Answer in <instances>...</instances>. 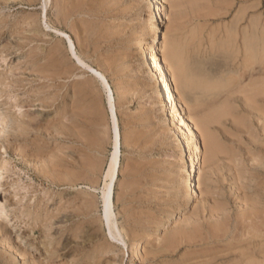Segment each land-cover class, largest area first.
<instances>
[{
	"label": "rangeland",
	"instance_id": "rangeland-1",
	"mask_svg": "<svg viewBox=\"0 0 264 264\" xmlns=\"http://www.w3.org/2000/svg\"><path fill=\"white\" fill-rule=\"evenodd\" d=\"M163 1L158 4L167 36L148 61H159L168 41L187 51L191 70L208 83L234 76L235 91L264 78V0ZM149 9L146 0H0V264H95L97 258L99 264H237L241 243L264 236V98L251 105L236 93L219 123L204 132L189 125L198 192L189 200V153L172 114L158 107L160 90L142 56L157 24ZM65 35L111 90L120 136L112 210L124 244L109 237L100 199L114 150L107 91L71 54ZM246 43L260 52L242 77ZM168 78L182 98L176 96L179 109L193 117L189 109L201 96ZM167 210L174 213L156 232L154 224ZM148 223L152 228L144 237ZM227 226L235 229L228 242L220 238ZM130 234L140 240L132 259ZM48 248L56 254L49 257Z\"/></svg>",
	"mask_w": 264,
	"mask_h": 264
},
{
	"label": "bare ground",
	"instance_id": "bare-ground-1",
	"mask_svg": "<svg viewBox=\"0 0 264 264\" xmlns=\"http://www.w3.org/2000/svg\"><path fill=\"white\" fill-rule=\"evenodd\" d=\"M49 1V0H48ZM58 1V0H57ZM159 1V0H158ZM158 1L156 0H146V2H148L149 4V8L151 9V11L153 12L152 15H154L155 19L157 20V24L155 26V30H154V34L152 33L153 37H152V40L151 42L146 46V48H144L143 50V58H144V63L147 62V64H149L150 66V73L153 74V76H155L156 78V86L159 88V92L158 94L160 95V99H159V104L160 106L158 107H161L162 108V111L164 113H169V114H172L170 119L171 121L174 123V127L176 126V132L178 131L179 132V135L181 137L178 136V138H181L184 139L185 141V146L184 148L187 149L188 153L187 154V161H190V172L188 171L187 173V179L185 180V187L188 189L189 191V197L188 199L191 200V199H194L197 195V190H196V186L193 184V182H196L194 181L195 179V167L193 166L194 163H193V156L196 155L195 154V149H192L193 147L190 146V139H187V135L188 133L190 134L192 140H194V137H193V131L191 129H189V125L191 123L194 124L195 128L199 129L201 132H204L207 130V128L209 127V125L211 124H216V123H219L222 118L228 114L229 112V105H228V101L231 99V97L236 94V93H239V94H242L244 96V98L247 100L248 103H250L251 105L256 103V101H258L259 99L261 98H264V78L263 79H256V80H251V81H248L249 83L248 84H244V85H240L241 87H239L237 90L235 91H232L231 90V86L233 85H239L238 83V80L233 76V78H229L226 82H223V81H217V82H214V83H208L206 82L205 79L201 78V76L197 73H194V71L191 70V67H190V62H189V59H188V55H187V51L183 50V48H179L176 43L174 42H168V41H163L162 44L163 46L161 47V56H162V64L164 65V69L161 68V65H159V61L156 62V60L158 58H153L152 56H150V60L148 61V55H151L152 52H154L155 48L158 47L159 45V40L160 38L161 39H164L165 36V31L162 32V28L164 27V20H163V15H164V11H163V8L158 4ZM174 1V0H173ZM187 3L189 4H194L195 2L197 1H200V0H186ZM202 1V0H201ZM204 1V0H203ZM137 2V1H136ZM145 2V1H144ZM165 2V0L163 1V3ZM62 3V1H61ZM200 3V2H199ZM75 4V3H74ZM145 4V3H144ZM67 5V4H66ZM146 5V4H145ZM196 5V4H195ZM65 6V5H64ZM139 6V5H138ZM69 7V6H68ZM147 7V6H146ZM202 7V6H201ZM190 8V7H189ZM46 8L44 7V10ZM148 9V7H147ZM149 9V11H150ZM195 9V8H194ZM165 10V9H164ZM63 11V10H62ZM73 11V10H72ZM215 11V10H214ZM218 11V10H217ZM200 14V13H199ZM213 15V14H212ZM199 16V15H198ZM210 16V15H209ZM154 19V18H152ZM244 19V18H243ZM166 21V20H165ZM241 22V21H240ZM262 23V22H261ZM82 24V23H81ZM84 25V24H83ZM263 25V24H262ZM261 26V25H260ZM153 27V26H152ZM239 28V26H238ZM164 30V28H163ZM237 30V29H236ZM55 31V30H54ZM88 31V30H87ZM257 31V30H256ZM58 32V31H57ZM92 32V31H91ZM153 32V31H152ZM174 32V31H173ZM196 32V31H195ZM238 33V31H236ZM192 33V32H191ZM244 33V32H243ZM247 33V30L244 34ZM63 34V33H61ZM196 34V33H195ZM194 34V35H195ZM243 34V36H244ZM151 35V36H152ZM257 35V34H256ZM264 35V34H263ZM67 37V35H65ZM228 36V35H226ZM230 36V35H229ZM239 36V35H238ZM242 36V35H241ZM240 36V37H241ZM194 37V36H193ZM261 37V36H260ZM259 37V38H260ZM168 38V37H167ZM172 38V37H171ZM179 38V37H177ZM197 38V37H196ZM225 38V37H224ZM68 39V42H69V45H70V52L71 54L76 58V60L79 62V64H81L83 67H85L86 69L92 71L95 79H97L101 85L103 86V89L105 91H107V103H108V107H109V110H110V113H111V123H112V127H113V136H114V140H113V147H114V150L111 154V158H110V162H109V165L107 166L108 169L105 173V176L104 178L107 179L106 183L104 184V187L101 189L100 191V194H101V202H102V207H103V220L105 221L106 223V226H107V231L109 232L108 234L110 235L109 237H111V239L113 241H116V242H119L121 244H124V241L123 240V236L121 234V231L118 230L117 228V225L115 224V222L113 221V218H114V214H113V206H112V196H113V186H114V183L116 181V177H117V174H118V171H119V160H118V144L120 142V136H119V131H118V126H117V120H116V117H115V108H114V101L112 99V94H111V90H110V87L107 83V80L105 79V77L100 73L98 72V70H94L92 69V67H90L89 65H87L86 63L82 62L76 55L75 53V50L73 49V45L69 39V37H67ZM170 39V38H169ZM191 39H195V38H190V41ZM227 39V38H226ZM238 39V37H237ZM140 40V39H139ZM167 40V39H166ZM173 40V39H172ZM231 40V39H229ZM239 40V39H238ZM141 41V40H140ZM178 41V39H177ZM188 41V40H187ZM221 41V40H220ZM226 41V40H225ZM232 41V40H231ZM137 42V41H136ZM209 42V41H208ZM161 43V42H160ZM179 43V42H178ZM177 43V44H178ZM181 43V42H180ZM193 43V42H192ZM186 44V42H185ZM236 44H239V43H236ZM141 45V44H140ZM158 45V46H157ZM242 45V44H241ZM259 45V44H258ZM191 46V45H190ZM209 46V45H208ZM239 46V45H238ZM237 46V47H238ZM144 47V46H143ZM241 47V46H240ZM239 47V49H240ZM263 47V46H262ZM61 48V47H60ZM243 48V47H242ZM158 49V48H157ZM186 49V48H185ZM192 49V48H191ZM200 49V48H199ZM264 49V48H263ZM159 50V49H158ZM213 50V49H212ZM216 51V50H215ZM235 51V50H234ZM238 51V50H237ZM236 51V52H237ZM55 52V51H54ZM189 52V50H188ZM200 52V51H199ZM235 52V53H236ZM260 52V51H258ZM258 52L257 50L254 48V46H252V44H245V48L242 52V55L244 56V61H243V66L241 65V69L238 68L239 72L242 71V77L245 75V73L247 72V70L257 61L255 60V57L258 55ZM203 53V52H202ZM205 53V52H204ZM239 53H241V51H239ZM195 54V53H194ZM153 55V54H152ZM235 55V54H234ZM233 55V56H234ZM154 56V55H153ZM208 56V55H207ZM241 56V55H240ZM239 56V58H240ZM52 57V56H51ZM191 57V56H190ZM209 57V56H208ZM67 58V57H66ZM238 58V59H239ZM243 58V57H242ZM53 59V58H52ZM61 59V58H60ZM156 59V60H155ZM237 60V59H236ZM260 60V59H259ZM235 61V60H234ZM233 61V62H234ZM238 61V60H237ZM232 62V63H233ZM231 63V62H230ZM236 64V63H235ZM241 64V63H240ZM234 65V64H232ZM239 65V64H238ZM264 66V65H263ZM163 67V66H162ZM226 68V67H224ZM264 68V67H263ZM149 69V68H148ZM197 69V68H196ZM231 69V68H230ZM254 69V68H253ZM233 70V69H232ZM264 71V70H263ZM262 71V72H263ZM60 73V72H59ZM151 75V74H150ZM168 75L170 77H173L174 80H175V83L177 84L176 87H178L179 89L183 90V91H188V92H193L195 95H200L201 98H198L196 99V103L195 104H192L191 108L189 109V114L190 112L192 113L193 112V117H188V116H185V114H183V112L181 111V109H179L177 102H176V96H179L177 95V91H175L173 88H171V82L168 78ZM172 75V76H171ZM263 75H264V72H263ZM67 76V75H66ZM153 76L151 77V79L153 78ZM231 76V77H232ZM241 77V76H240ZM260 77V76H259ZM258 77V78H259ZM66 78V77H65ZM255 78V77H254ZM154 80V79H153ZM85 81V80H84ZM155 81V80H154ZM153 81V82H154ZM85 84V83H84ZM174 84V83H173ZM174 84V85H176ZM80 84H78L79 86ZM77 86V85H76ZM82 87V85H81ZM78 88V87H77ZM84 88V87H83ZM88 89V87H87ZM86 89V90H87ZM234 89V88H233ZM79 90V89H78ZM157 90V89H156ZM180 90V91H181ZM80 91V90H79ZM82 91V89H81ZM84 91V89H83ZM155 92V91H154ZM77 93V92H76ZM156 93V92H155ZM157 94V93H156ZM155 95V94H154ZM162 95V96H161ZM183 95V94H182ZM158 96V95H156ZM183 97V96H182ZM195 97V96H194ZM197 97V96H196ZM80 98V97H79ZM156 98V97H155ZM166 98V100H165ZM178 98H181L180 96ZM157 99V98H156ZM182 99V98H181ZM180 99V100H181ZM179 102V101H178ZM80 103V102H79ZM167 103H170V105L167 107ZM185 103V102H184ZM232 103V102H231ZM230 103V105H231ZM84 104V103H83ZM99 104V103H98ZM235 104V103H234ZM260 104V103H259ZM262 104V103H261ZM183 105V104H182ZM181 105V106H182ZM186 105H187V102H186ZM237 105V104H235ZM75 106V105H74ZM182 108V107H181ZM184 108V107H183ZM261 109V108H260ZM258 108V110H260ZM78 111V110H77ZM65 112V111H64ZM173 112V113H172ZM185 112V111H184ZM2 112H0V115ZM192 115V114H191ZM256 115V114H255ZM260 116V115H259ZM1 117V116H0ZM83 117V116H82ZM262 117V116H261ZM244 118V117H243ZM169 119V118H168ZM170 121V120H169ZM170 121V122H171ZM64 122V121H63ZM87 122V121H86ZM70 126V125H69ZM193 126V125H192ZM172 128V127H171ZM170 128V129H171ZM175 129V128H174ZM194 129V128H193ZM72 130V129H71ZM173 130V128H172ZM80 133V132H79ZM199 133V132H197ZM97 136V135H96ZM189 136V135H188ZM189 136V137H190ZM196 136V134H195ZM196 138V137H195ZM200 138V137H199ZM178 140V139H177ZM180 140V139H179ZM180 140V141H181ZM196 141V140H195ZM82 143V142H81ZM85 143V142H84ZM180 144V143H179ZM183 143H181V146H182ZM192 145V144H191ZM89 146V145H88ZM192 147V148H191ZM196 147V145H195ZM197 148V147H196ZM207 148V147H206ZM183 150V149H182ZM198 150V149H197ZM208 151V150H207ZM183 154V153H181ZM184 157V156H182ZM186 157V156H185ZM79 160V159H78ZM81 160V159H80ZM185 160V159H184ZM89 161V160H88ZM186 161V162H187ZM9 161H6L5 160H2V165L5 167L3 168L4 170L6 169V172L8 170H11V166L10 164L8 163ZM78 163V162H77ZM84 163V162H83ZM189 163V162H188ZM72 164V163H71ZM92 164V163H91ZM186 164V163H185ZM1 165V164H0ZM185 166V165H184ZM2 167V166H1ZM43 168V167H42ZM56 168V167H55ZM3 170V171H4ZM42 170V169H41ZM5 172V171H4ZM9 172V171H8ZM2 176V175H0ZM74 178V177H73ZM89 178V177H88ZM45 179V178H44ZM72 179V178H71ZM76 180V179H75ZM79 180V179H78ZM89 180V179H88ZM51 181V180H50ZM52 183V182H51ZM69 183H72L73 182H69ZM86 183V182H85ZM133 183V182H132ZM197 183V182H196ZM93 184V183H92ZM135 184V183H134ZM95 185V184H94ZM161 185V184H160ZM92 187V186H91ZM93 188V187H92ZM199 188V187H198ZM175 192V191H174ZM6 195V194H5ZM4 196V201H7V197ZM173 195V194H172ZM263 195V193H262ZM252 197V196H251ZM259 197V196H258ZM128 199V198H127ZM10 202V200H8ZM258 202V201H257ZM86 203V202H85ZM84 203V204H85ZM238 203V202H237ZM253 203V202H252ZM256 203V202H255ZM87 204V203H86ZM257 204V203H256ZM260 204V203H259ZM88 205V204H87ZM255 205V204H254ZM247 206V205H246ZM253 206V205H251ZM175 207V206H174ZM248 207V206H247ZM9 209V208H8ZM258 209V208H257ZM13 210V209H12ZM173 210V209H172ZM172 210H167L169 212H165L166 214L164 218H160L159 221H155L153 223L156 222V228H155V231L158 232L160 230V228H165L166 225H168L169 223V219L171 218L172 214L174 212H172ZM175 210V209H174ZM173 210V211H174ZM179 210V209H178ZM262 210V209H261ZM11 211V209H10ZM31 212V210H29ZM248 214V213H247ZM262 214V213H261ZM10 215H11V212H10ZM13 215V214H12ZM15 215V214H14ZM13 215V216H14ZM30 215V214H29ZM258 215V214H257ZM256 216V215H254ZM264 216V214L262 215V217ZM30 217V216H29ZM37 217V216H36ZM35 217V218H36ZM251 217V216H250ZM260 217V215H259ZM230 218V217H229ZM237 218V217H236ZM94 219V218H93ZM253 219V218H252ZM157 220V219H156ZM242 220V219H241ZM248 220V219H247ZM257 220V219H256ZM116 221V220H115ZM149 221V220H148ZM151 221V220H150ZM149 221V222H150ZM153 221V220H152ZM151 221V223H152ZM232 221V220H231ZM245 221V220H244ZM251 221V220H250ZM147 222V221H146ZM229 222V221H228ZM252 222V221H251ZM256 222V221H255ZM261 222V221H259ZM49 223V222H48ZM230 223V222H229ZM233 224V222H231ZM230 223V224H231ZM236 223V222H235ZM244 223V222H243ZM247 223V222H246ZM223 224V223H222ZM231 224V225H232ZM250 224V223H249ZM49 225V224H48ZM146 225V223L144 224ZM152 225V224H151ZM151 225H148L145 227L144 229V237L147 235L148 236V233L150 232L151 230ZM217 225V224H215ZM239 225V224H238ZM253 225V224H251ZM51 226V225H49ZM55 225H53L52 227L54 228ZM223 226V225H222ZM248 226V225H247ZM264 226V225H263ZM48 227V226H46ZM46 227H44L46 229ZM75 227V226H74ZM144 227V226H143ZM213 227V226H212ZM234 227H235V224H234ZM51 228V227H50ZM60 228V227H58ZM214 228V227H213ZM228 228V226L226 227ZM237 228V227H236ZM234 229V228H233ZM231 229V227L228 228V230L220 237L221 239H232L234 237V231L235 229L233 230ZM242 229V228H241ZM257 229V228H256ZM41 230H44V229H41ZM48 230V229H47ZM140 230H141V227H140ZM143 230V229H142ZM154 230V229H153ZM255 230V229H254ZM258 230V229H257ZM263 230V229H262ZM209 231V229H208ZM211 231V230H210ZM237 231V230H236ZM251 231V230H250ZM42 232H46V231H42ZM143 232V231H142ZM142 232L140 234H142ZM161 232V231H160ZM219 232V231H218ZM261 232V231H260ZM264 232V231H263ZM47 233V232H46ZM137 233V231H136ZM236 233V232H235ZM239 233V232H238ZM251 233V232H250ZM133 234H134V231H133ZM131 236V239L128 241V239L126 241H128L129 243V249H130V253L131 254V259L132 258H137L138 257V252H137V249H136V244L137 242H139L140 240L138 239V237L136 235H133ZM139 234V235H140ZM142 234V235H143ZM152 235H154L153 233H150ZM214 233H212L213 235ZM241 234V233H240ZM247 234V232H246ZM254 234V233H253ZM256 234V233H255ZM260 234V233H259ZM264 234V233H263ZM51 235V234H50ZM138 235V236H139ZM206 235L208 236V232H206ZM236 235V234H235ZM23 236V235H21ZM26 236V235H25ZM39 236V235H37ZM52 236V235H51ZM51 236H48L47 237H51ZM129 236V237H130ZM146 236V237H147ZM150 236V235H149ZM202 236V235H201ZM220 236V235H219ZM238 236V235H237ZM247 236V235H246ZM249 236V235H248ZM247 236V237H248ZM251 236V237H250ZM248 237V239H245L241 245L243 246L239 252V256L236 257L237 259V264H264V236L260 235V236H252L250 235ZM41 237V235H40ZM44 237V236H42ZM47 237H44L45 239H47ZM54 237V236H52ZM143 237V236H142ZM143 237V238H144ZM38 238V237H37ZM126 238V236H125ZM150 238V237H149ZM148 238V239H149ZM217 238V237H216ZM215 238V239H216ZM219 238V239H220ZM24 239H26V237L24 238V236L22 237V241H24ZM36 239V238H35ZM146 239V238H145ZM144 239V240H145ZM191 239V238H190ZM208 239V237H207ZM218 239V238H217ZM263 239V240H262ZM48 240H51L48 239ZM142 240V239H141ZM213 240V239H212ZM55 241L52 240L51 243ZM150 241V240H149ZM204 241V240H203ZM202 241V242H203ZM207 241V240H206ZM210 241V240H209ZM227 241V240H226ZM232 241V240H231ZM240 242V240H238ZM236 241V242H238ZM6 242V240H5ZM40 242V240H39ZM64 242V241H63ZM82 242V241H81ZM148 242V241H147ZM205 242V241H204ZM219 241H217L218 243ZM221 242V240H220ZM219 242V243H220ZM225 242V241H224ZM222 242V244L224 243ZM228 242V241H227ZM233 242V241H232ZM42 243V242H41ZM46 243V242H45ZM43 242V244H45ZM50 243V241H49ZM57 243V242H55ZM127 243V242H125ZM210 243V242H209ZM208 243V244H209ZM214 243V242H213ZM212 243V244H213ZM216 243V241H215ZM214 243V244H215ZM7 244V243H6ZM27 244V243H26ZM53 244V243H52ZM51 244V245H52ZM61 244V243H60ZM221 244V243H220ZM225 244V243H224ZM2 245V244H1ZM32 245V244H30ZM37 245V243H36ZM46 245V244H45ZM48 245V244H47ZM57 246V244H54V246ZM173 245V244H172ZM217 245V244H216ZM219 245V244H218ZM217 245V246H218ZM240 245V246H241ZM35 246V245H34ZM53 246V247H54ZM125 246V245H124ZM210 246H211V243H210ZM221 246V245H220ZM227 246V245H226ZM237 246V245H236ZM8 247V246H7ZM43 247V246H42ZM46 247V246H44ZM51 248V246H48ZM216 247V246H215ZM233 247V245H232ZM239 247V245H238ZM237 247V249H239ZM47 248V247H46ZM50 248L49 249V252H48V256L49 257H52L54 256L56 253V249L52 251H50ZM56 248V247H55ZM100 250L101 246L98 247ZM214 248V247H213ZM220 248V247H219ZM228 248V247H227ZM7 249V248H6ZM36 249V247H35ZM38 249V247H37ZM204 249V247H203ZM233 250V248H231ZM23 250V249H22ZM96 250V253L97 251ZM146 250V249H145ZM225 250V249H224ZM9 251V250H8ZM11 251V249H10ZM36 251V250H35ZM38 251V250H37ZM40 251V250H39ZM43 251H45L43 249ZM102 251V250H101ZM218 251V250H217ZM62 252V251H60ZM73 252V251H72ZM227 252V251H225ZM229 252H230V249H229ZM233 251H231L232 253ZM235 252V251H234ZM13 253V252H12ZM16 253V252H14ZM13 253V254H14ZM21 253V252H20ZM24 253V252H23ZM40 253V252H39ZM43 253V252H42ZM46 253V252H45ZM58 253V252H57ZM195 253V252H194ZM223 253V251H222ZM230 253V254H231ZM25 254V253H24ZM44 254V253H43ZM43 254H41L43 256ZM92 254V252H91ZM94 254V253H93ZM148 254V253H147ZM214 254V253H213ZM46 255V254H45ZM70 255V254H69ZM236 255V254H235ZM24 256V255H23ZM32 256V255H31ZM34 256V254H33ZM39 256V255H38ZM88 256V255H87ZM96 256V255H95ZM21 257V256H20ZM57 258V256H55ZM65 257V256H64ZM98 257V256H97ZM7 258V257H6ZM36 258V257H35ZM55 258V259H56ZM70 258V257H69ZM80 258V257H79ZM10 259V258H9ZM45 259V258H44ZM93 259V258H92ZM96 259V257H95ZM101 259V258H100ZM206 259V258H205ZM7 260V259H6ZM5 260V261H6ZM11 260V259H10ZM30 260V259H29ZM32 260V259H31ZM52 260V259H51ZM57 260V259H56ZM85 260V259H84ZM233 260V259H232ZM231 260V261H232ZM48 261V259H47ZM50 261V260H49ZM48 261V262H49ZM55 261V260H54ZM92 261V260H90ZM97 262L99 261L98 258L96 260ZM190 261V260H189ZM225 261V260H224ZM229 261V260H228ZM227 261V262H228ZM233 261H236L235 259ZM232 261V262H233ZM2 262V261H1ZM28 262V261H27ZM26 262V263H27ZM45 262V261H44ZM57 262V261H56ZM81 262V261H80ZM79 262V263H80ZM86 262V261H85ZM84 262V263H85ZM95 262V261H94ZM96 262V263H97ZM226 262V261H225ZM31 263V262H30ZM34 263V262H32ZM72 263V262H71ZM78 263V262H77ZM83 263V262H82ZM88 263V262H87ZM86 263V264H87ZM93 263V262H91ZM95 263V264H96ZM183 263V262H182ZM222 264V262H220ZM229 263V262H228ZM226 263V264H228ZM6 264V263H5ZM29 264V263H28ZM46 264V263H45ZM99 264V263H97ZM195 264V263H194Z\"/></svg>",
	"mask_w": 264,
	"mask_h": 264
}]
</instances>
